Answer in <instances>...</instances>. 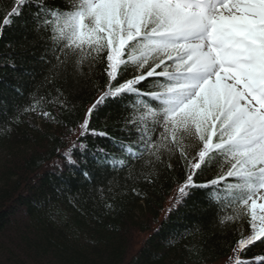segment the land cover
Segmentation results:
<instances>
[{
  "label": "trees",
  "instance_id": "16d2710c",
  "mask_svg": "<svg viewBox=\"0 0 264 264\" xmlns=\"http://www.w3.org/2000/svg\"><path fill=\"white\" fill-rule=\"evenodd\" d=\"M35 2L9 17L16 0H0V264H235L233 249L252 233L243 210L219 223L233 214L219 210L228 203L223 190L218 203L201 187L180 197L186 171L175 154L127 170L109 166L106 154L123 155L111 138L125 137L132 97L105 100L81 135L85 114L107 90L105 61L85 75L54 77L41 59L48 46L34 28ZM33 100L35 110L25 111ZM213 176L197 171L196 183ZM261 256V241L239 253L247 264H264Z\"/></svg>",
  "mask_w": 264,
  "mask_h": 264
},
{
  "label": "snow or ice",
  "instance_id": "6c2138e0",
  "mask_svg": "<svg viewBox=\"0 0 264 264\" xmlns=\"http://www.w3.org/2000/svg\"><path fill=\"white\" fill-rule=\"evenodd\" d=\"M27 3L33 0H16L8 16H19ZM35 8L34 28L48 46L41 59L54 77L85 75L105 61L107 90L85 114L81 135L105 100L132 97L125 137L111 138L123 155L106 154L109 166L127 170L141 160L151 165L145 157L175 154L186 171L180 197L201 187L218 203L223 190L228 203L219 210L233 214L219 223L240 210L248 215L252 234L233 249L235 264H247L239 253L264 242V0H36ZM65 158L76 163L71 150ZM197 171L214 176L198 185Z\"/></svg>",
  "mask_w": 264,
  "mask_h": 264
},
{
  "label": "rangeland",
  "instance_id": "374dc122",
  "mask_svg": "<svg viewBox=\"0 0 264 264\" xmlns=\"http://www.w3.org/2000/svg\"><path fill=\"white\" fill-rule=\"evenodd\" d=\"M258 203H259V201H258Z\"/></svg>",
  "mask_w": 264,
  "mask_h": 264
}]
</instances>
